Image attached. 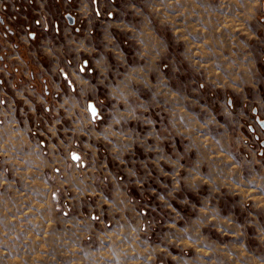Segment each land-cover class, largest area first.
Masks as SVG:
<instances>
[{"label": "rangeland", "instance_id": "obj_1", "mask_svg": "<svg viewBox=\"0 0 264 264\" xmlns=\"http://www.w3.org/2000/svg\"><path fill=\"white\" fill-rule=\"evenodd\" d=\"M100 3L112 13L101 20L113 23L108 30L117 42L99 47L107 59L91 61L86 70L94 75L86 80L90 90L98 87L95 100L106 104L103 124L117 140L113 146L108 136L91 140L86 166L70 156L46 176L23 173L13 158L5 160L0 264H124L125 254L118 251L125 241L137 251L141 232L150 243L162 244L170 231L198 228L206 245L229 251L243 246L244 253L229 255L239 258L236 263L264 264V205L254 197L264 188L253 186L248 171L264 165V131L253 105L242 107L251 88L237 79L238 66L245 82L251 79L247 56L253 54L263 71L256 80L264 82V0ZM59 34L53 28L52 41L59 42ZM130 110L135 129L148 131V151L133 131V156ZM243 178L245 186L238 184ZM201 217L206 218L199 223ZM56 230L79 238L62 247L53 243ZM181 236L185 247L192 238Z\"/></svg>", "mask_w": 264, "mask_h": 264}, {"label": "crops", "instance_id": "obj_2", "mask_svg": "<svg viewBox=\"0 0 264 264\" xmlns=\"http://www.w3.org/2000/svg\"><path fill=\"white\" fill-rule=\"evenodd\" d=\"M100 2L0 0V16L12 19L8 26H0V166L4 167L5 160L13 158L23 173L46 176L53 171L54 165H67L70 156L86 166L85 145L91 140L94 143L108 136L111 146L112 140H117L115 133L112 132L115 136L107 134L110 125L103 124V106L106 104L95 100V97L99 98L98 87L92 85L93 90H90L86 80V76L94 75V70H86L92 66L91 61L99 63L107 59V54L99 47L117 42L116 33L113 32L112 36V29L108 30L112 22L101 20L105 13L110 19L112 13L110 9L102 8ZM194 9L193 13L197 14V7ZM205 12L210 11L205 9ZM67 13L74 15L73 25L64 19ZM56 25L59 42L52 41L51 37V30ZM256 58L253 54L247 56V61H252V71H248L251 79L245 82L243 66L237 67V79L238 84H247L251 88L245 91L248 103L242 102V107L253 105L251 113L258 123V120L264 122V82L256 80L263 75L256 65L259 55ZM241 61L245 62V59L242 57ZM91 103L97 110L95 115L90 112ZM130 116L127 119L128 149L132 150L130 155L133 156V151H138L133 145V131L143 138L140 147L144 151H148V136L145 135L148 131L146 128L135 129L132 110ZM143 125L147 126V123ZM249 128L254 133V129ZM251 152L254 158V152ZM100 155H103L101 150ZM103 165L100 168L106 167ZM248 171L256 180L253 186L264 188V178L259 176L264 174V165L252 166ZM241 180L238 184L245 186V179ZM189 181L196 185L192 176ZM254 197L256 202L264 205V192L257 191ZM203 218L206 217H201L199 223L204 221ZM199 231V228L186 233L170 231L164 235L162 244L150 243L148 235L141 232L137 251L130 247L132 241L126 248L125 241V249L118 252L125 254L124 264H238L236 260L239 262V258L229 255L244 253L243 246L234 245L229 251V247L223 245H206ZM72 232L69 236L67 230L54 231L53 243L64 247L75 242L73 239L79 236ZM64 233H67L66 237ZM129 233L132 235V231ZM181 233L192 238L185 247L181 244ZM192 233L194 237L190 236ZM195 233L199 234L197 238Z\"/></svg>", "mask_w": 264, "mask_h": 264}, {"label": "flooded vegetation", "instance_id": "obj_3", "mask_svg": "<svg viewBox=\"0 0 264 264\" xmlns=\"http://www.w3.org/2000/svg\"><path fill=\"white\" fill-rule=\"evenodd\" d=\"M69 1L70 0H66V2H69ZM263 11H264V9H263ZM69 17L72 19V23L69 22V20H68ZM64 19L67 21V23L69 25H73L74 24V15H71L70 13H67V14L64 15ZM11 20L12 19L10 17L0 16V26H4V25H7L8 26V24H9L8 22H10ZM54 29H55V32L58 33V27H57V25L54 26ZM258 123H259V125H260V123H263L264 124V122H262L260 120H258ZM260 127L264 130V125H260Z\"/></svg>", "mask_w": 264, "mask_h": 264}, {"label": "water", "instance_id": "obj_4", "mask_svg": "<svg viewBox=\"0 0 264 264\" xmlns=\"http://www.w3.org/2000/svg\"><path fill=\"white\" fill-rule=\"evenodd\" d=\"M68 20H69L70 23H72V19H71L70 17L68 18ZM90 106H91V108H90ZM89 109H90V112H91L93 115H95V114L97 113V110L94 109V106H93L92 103L89 104ZM93 110H94V111H93ZM260 125H264V124H263V123H260Z\"/></svg>", "mask_w": 264, "mask_h": 264}, {"label": "snow or ice", "instance_id": "obj_5", "mask_svg": "<svg viewBox=\"0 0 264 264\" xmlns=\"http://www.w3.org/2000/svg\"><path fill=\"white\" fill-rule=\"evenodd\" d=\"M90 108H91V106H90ZM94 111V110H93ZM76 157H74V159H75Z\"/></svg>", "mask_w": 264, "mask_h": 264}]
</instances>
